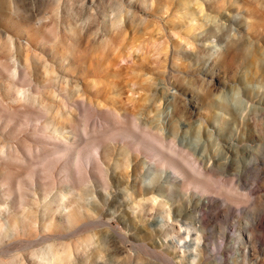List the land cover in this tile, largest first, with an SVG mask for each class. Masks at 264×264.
<instances>
[{
    "label": "rangeland",
    "instance_id": "374dc122",
    "mask_svg": "<svg viewBox=\"0 0 264 264\" xmlns=\"http://www.w3.org/2000/svg\"><path fill=\"white\" fill-rule=\"evenodd\" d=\"M263 55L264 0H0V264H264Z\"/></svg>",
    "mask_w": 264,
    "mask_h": 264
},
{
    "label": "bare ground",
    "instance_id": "6f19581e",
    "mask_svg": "<svg viewBox=\"0 0 264 264\" xmlns=\"http://www.w3.org/2000/svg\"><path fill=\"white\" fill-rule=\"evenodd\" d=\"M264 56V55H263ZM45 259V260H47L48 261V259H49V257H46V256H41V259ZM58 258V257H57ZM55 261H58V260H55ZM44 262H46V261H44ZM49 262V261H48ZM59 263V262H58Z\"/></svg>",
    "mask_w": 264,
    "mask_h": 264
}]
</instances>
